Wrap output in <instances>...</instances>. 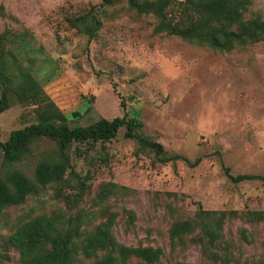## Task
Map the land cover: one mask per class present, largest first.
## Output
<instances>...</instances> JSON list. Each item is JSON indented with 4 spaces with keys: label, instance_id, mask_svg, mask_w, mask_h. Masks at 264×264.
<instances>
[{
    "label": "rangeland",
    "instance_id": "rangeland-1",
    "mask_svg": "<svg viewBox=\"0 0 264 264\" xmlns=\"http://www.w3.org/2000/svg\"><path fill=\"white\" fill-rule=\"evenodd\" d=\"M245 17L264 19V0H250ZM155 23L126 0H0V35L7 36L0 39V63L30 72L65 114L79 112L70 126L126 114L165 155L200 158L196 165L158 162L124 128L111 140L80 146V156L70 144L60 180L2 210L0 264H21L8 236L51 212L65 223L71 216L83 237L115 214L116 242L160 248L153 264L264 261V219L254 215L264 211V180L234 182L225 172L264 175V39L219 50L156 32ZM18 88L0 113V142L35 121L34 106L16 96ZM31 150L10 163L0 150V177L17 169L34 179L38 160L56 156L57 146L36 140ZM200 215L217 229L214 242L199 226L171 237L175 223ZM104 252L75 254L72 264H91ZM126 262L143 264L135 256Z\"/></svg>",
    "mask_w": 264,
    "mask_h": 264
},
{
    "label": "trees",
    "instance_id": "trees-1",
    "mask_svg": "<svg viewBox=\"0 0 264 264\" xmlns=\"http://www.w3.org/2000/svg\"><path fill=\"white\" fill-rule=\"evenodd\" d=\"M110 5L114 0H102ZM128 6L139 14H147L156 20L154 30L176 35L182 39L206 45L219 50H229L235 45L264 39V19L259 17L246 18L250 0H126ZM91 19L98 25V20ZM94 23H92L93 25ZM91 24L84 29H91ZM5 35V34H4ZM7 37L0 35V39ZM8 59V56H3ZM10 60L15 61L13 55ZM19 67V66H18ZM23 102L34 106L35 121L21 128L10 131L7 139L0 142L3 160L6 163L20 161L32 153L31 144L36 140H48L57 146L56 156L44 155L35 167V178L27 177L22 171L14 169L0 177V215L9 206L22 204L26 197L40 192L47 184L62 178L68 165L66 150L76 143L78 155L83 149L93 146L96 142L111 140L120 128H124L127 138L136 140L142 148L150 150L155 160L161 163L186 160L181 155L167 156L160 143L151 141L140 132L141 122L127 118L126 114L111 119L101 117L88 126H70L69 120L78 116L74 111L65 114L50 99L36 78L26 69L8 66L0 63V113L10 105L12 89ZM18 90V93H17ZM124 108V103L121 102ZM200 158L190 165H196ZM225 172L234 182L251 179L264 180V175L237 174L232 176L228 169ZM256 219H264V211L254 212ZM115 214H110L108 220L96 227L86 236H82L79 224L72 222L71 216L66 220L53 212L38 214L22 223L8 236L10 246L19 253L21 264H72L75 254L91 257L97 250H105L101 258L91 264H128L126 258L135 256L143 264H153L160 255V248L152 246H125L117 243L111 232V224ZM208 218V216H207ZM197 221L175 223L170 231L172 238H180L185 233L199 226L202 237H207L209 243L216 239L217 229L199 217ZM65 223V226H64ZM218 227V226H217ZM264 264V261L261 263Z\"/></svg>",
    "mask_w": 264,
    "mask_h": 264
}]
</instances>
